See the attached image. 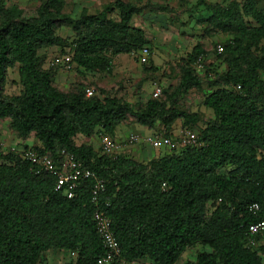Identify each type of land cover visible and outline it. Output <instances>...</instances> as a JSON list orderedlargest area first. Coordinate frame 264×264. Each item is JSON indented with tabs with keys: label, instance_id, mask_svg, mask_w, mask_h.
Masks as SVG:
<instances>
[{
	"label": "trees",
	"instance_id": "16d2710c",
	"mask_svg": "<svg viewBox=\"0 0 264 264\" xmlns=\"http://www.w3.org/2000/svg\"><path fill=\"white\" fill-rule=\"evenodd\" d=\"M5 1L0 0V120L20 139L33 136L37 152L58 158L64 148L105 180L97 206L111 221L121 259L175 264L201 244L210 250L186 264H264V231L255 236L261 241L257 248L246 242L248 225L264 221V0L205 5L208 25L232 37L221 53L214 51L225 70L213 72L208 84L215 88L202 101L213 114L198 131L203 145L147 162L101 154L75 138L114 136L128 117L164 135L177 120L195 127L197 114L179 108L177 98L202 85L194 66L207 54L202 45L196 43L182 60L178 82L163 90V98L161 93L135 105L104 90L103 97H87L81 84L62 90L55 82L59 66L44 69L38 50L69 45L78 68L110 72L114 57L137 58L150 48L144 30L132 24L141 0H113L94 14L83 9L77 19L62 13L64 0H41L30 18ZM62 23L75 32L70 43L56 34ZM12 67L21 89L7 96ZM54 184L52 174L36 175L19 155L0 151V264H39L48 250L75 252L64 264H97L104 255L92 219V181L78 182L71 198ZM254 202L256 213L249 210Z\"/></svg>",
	"mask_w": 264,
	"mask_h": 264
},
{
	"label": "rangeland",
	"instance_id": "374dc122",
	"mask_svg": "<svg viewBox=\"0 0 264 264\" xmlns=\"http://www.w3.org/2000/svg\"><path fill=\"white\" fill-rule=\"evenodd\" d=\"M112 1L64 0L62 13L77 19L83 9L87 13L94 14ZM230 1L232 0H204V3H201L200 0H141L138 5L143 8L139 14L133 17L132 24L144 30L150 43L148 54L144 59L126 54L118 55L113 58L110 72L87 71L78 68L72 61L67 62L68 55H71L72 52L69 45L64 46L63 50H61L62 47L52 46L42 47L38 50L44 59L42 67L52 70V66L48 65L50 58L58 54L61 57L66 56L64 62L71 64V68L59 67L55 73V78L59 72H64L67 75L65 84H59L62 90L71 91L76 84H81L83 88H93L95 94L104 90L107 94L139 105L153 97L155 86L161 88L160 98H163V90H171L177 84L182 60L186 58L196 43H200L207 52L205 56H202V69L197 70L202 85L199 89H191L177 98L179 108L197 114V123L192 128L182 120H177L172 126V131H177L180 127H189L198 132L213 117L212 111L202 104L205 95L215 88L208 82L214 80V71L223 72L225 70V64L214 53L216 45L224 44L225 40L232 37L231 33L221 32L208 25L205 19L209 16L210 11L205 8V5L217 3L225 6ZM5 2L7 6L16 5L23 10L25 18H30L35 16L41 0H6ZM56 34L65 39L67 43L75 38L74 30L64 23L57 27ZM20 89L17 67L9 68L4 93L11 96L18 94ZM99 94L101 97L104 95V93ZM160 131L161 129L158 127L153 133L145 126L135 123L132 117H128L123 124L118 126L116 135L111 136L123 145L116 154H125L141 162H147L153 157L166 154L163 147L153 148L145 143L134 145L128 142L124 144L130 133H136L141 138H145L156 135ZM98 136V134H94L87 138L80 135L75 138V143L90 144L100 153ZM34 145L33 136L20 139L10 130L7 120H0V151L2 153L11 152L19 155L23 148H32ZM137 149L143 150L138 154V152L136 153ZM260 243L261 241L251 247L257 248ZM203 250L209 251L210 248L206 245L196 244L188 248L175 264H186L187 261L194 260L196 254ZM57 252L59 251H50L44 255L39 264H64L69 259L76 257V253L73 254V252ZM135 264L151 263L148 260H143L135 261Z\"/></svg>",
	"mask_w": 264,
	"mask_h": 264
},
{
	"label": "built area",
	"instance_id": "2783aa9c",
	"mask_svg": "<svg viewBox=\"0 0 264 264\" xmlns=\"http://www.w3.org/2000/svg\"><path fill=\"white\" fill-rule=\"evenodd\" d=\"M148 47H143L137 54V58L144 59L148 54ZM223 45H216V52L221 53ZM66 57V56H65ZM60 54L54 55L50 58L49 66H59L61 68H71L69 61H72V54L68 55V61L65 63L64 58ZM203 57L198 56L195 61L196 70H201L203 67ZM95 91L91 87L85 88V95L87 97L93 96ZM161 94V88L155 86L153 90V97H158ZM99 148L101 154L109 156L117 155V151L123 146L120 141L115 140L107 134L100 133L98 136ZM148 144L153 148L163 147L166 153L178 152L185 147H199L203 142L199 139L198 132L192 128L180 127L177 131H170L169 134L164 135L161 132L156 135L141 138L136 133H130L124 144ZM19 157L22 160L29 162L30 170L36 174L48 173L55 177L54 190L61 191L71 198L77 188L78 182L85 179L92 181L91 187V201L95 204L92 213V219L95 223L97 232L104 247V255L97 259V264H135V262H126L120 257V246L111 230V221L107 214L102 211L97 203L100 196L105 192V180L96 174L89 167L83 166L80 159L74 153L61 149L58 158H53L51 155L39 153L35 149L28 147L20 151ZM165 184H162V189H165ZM259 205L254 202L250 204L249 210L253 213L258 211ZM264 231V221L258 220L252 222L247 228V245L253 246L256 242L255 236ZM73 252V251H72ZM75 252H73L74 254Z\"/></svg>",
	"mask_w": 264,
	"mask_h": 264
},
{
	"label": "crops",
	"instance_id": "0c3cea01",
	"mask_svg": "<svg viewBox=\"0 0 264 264\" xmlns=\"http://www.w3.org/2000/svg\"><path fill=\"white\" fill-rule=\"evenodd\" d=\"M66 78H67V75H66V73H64V72H59L57 75H56V78H55V80H56V82L58 83V85L59 84H65L64 83V81H66ZM172 131V130H171ZM152 132L154 133L155 132V129L154 130H152ZM117 133V132H116ZM116 133H115V135H116ZM152 135V134H151ZM78 136H80V135H78ZM145 147H146V145H145ZM143 149H137V151H136V153L138 152V154H140V151H142ZM54 252V251H57V250H48L46 253H45V255L46 254H48L49 252ZM57 253H60V251L59 252H57ZM56 253V254H57ZM62 253V252H61ZM60 255V254H59ZM54 257H56V255H54Z\"/></svg>",
	"mask_w": 264,
	"mask_h": 264
}]
</instances>
